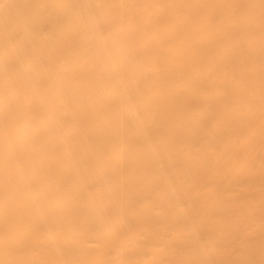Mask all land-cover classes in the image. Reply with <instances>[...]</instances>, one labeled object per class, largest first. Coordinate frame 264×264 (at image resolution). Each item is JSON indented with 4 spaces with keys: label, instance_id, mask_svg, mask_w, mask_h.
Segmentation results:
<instances>
[{
    "label": "bare ground",
    "instance_id": "obj_1",
    "mask_svg": "<svg viewBox=\"0 0 264 264\" xmlns=\"http://www.w3.org/2000/svg\"><path fill=\"white\" fill-rule=\"evenodd\" d=\"M0 264H264V0H0Z\"/></svg>",
    "mask_w": 264,
    "mask_h": 264
}]
</instances>
